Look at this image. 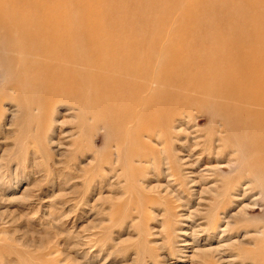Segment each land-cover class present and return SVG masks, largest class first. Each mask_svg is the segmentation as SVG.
I'll return each mask as SVG.
<instances>
[{
    "label": "rangeland",
    "instance_id": "1",
    "mask_svg": "<svg viewBox=\"0 0 264 264\" xmlns=\"http://www.w3.org/2000/svg\"><path fill=\"white\" fill-rule=\"evenodd\" d=\"M153 1L145 0V8ZM223 2L165 0L154 14L165 17L160 39L169 41L180 21L198 16L207 20L205 29L217 24L222 36L240 35L234 24L243 34L255 24L264 28V21L233 13L242 5L260 18L261 0ZM214 3L221 12L211 17L208 5ZM187 35L193 37L190 30ZM11 40L17 42V50L0 47V264H205L201 262L206 256L198 257L197 250L218 244L214 234L219 235L218 225L223 227L221 218L234 210L232 202L219 207L220 219L215 220L214 207L221 200L216 198L238 181L257 180L244 172L249 148L236 142L226 145L230 150L219 145L217 134L222 137L225 132L203 102H185L172 111L173 118H164L165 125L147 131L152 140L140 135L139 141L136 121H124L117 128L108 115L107 132L106 116L97 109L80 114L78 106L61 97L46 105L43 87L32 94L35 69L24 75L17 66L29 58L20 44L29 47L33 41ZM231 65V60L223 62ZM241 150L244 159L237 156ZM211 186L219 190V197ZM252 186L247 200L255 197L257 205L248 210L259 224L241 226L240 234L232 231L230 236L241 238L242 229L253 228L255 240L251 236V243L225 248L224 259H234L232 264H249L254 245L262 244L264 189L258 194ZM214 221L217 226L211 229Z\"/></svg>",
    "mask_w": 264,
    "mask_h": 264
},
{
    "label": "bare ground",
    "instance_id": "2",
    "mask_svg": "<svg viewBox=\"0 0 264 264\" xmlns=\"http://www.w3.org/2000/svg\"><path fill=\"white\" fill-rule=\"evenodd\" d=\"M128 1L118 0L115 4L110 0H0V47L7 52L17 50L18 44H13L12 37L33 41L29 47L20 44L21 52L29 58L17 65L24 75L35 69L33 95L38 87H43L46 95L42 103L46 105L61 97L78 106L80 114L97 109L106 116L103 121L107 132L110 121L117 128L125 125L124 121H136L137 141L140 135L152 140L147 131L165 125L164 118H173L172 111L185 102H203L225 132L222 137L217 134L219 145L225 148L236 142L249 148L244 172L256 177L254 187L259 189L258 194L263 193L264 28L254 23L250 32L243 34L234 24L233 29L241 34L222 36L217 24L205 29L207 20L198 16L191 22L180 21L168 41L160 39L165 17L154 15L165 0H154L150 9L145 8V0ZM261 2L264 5V0ZM215 5H208L211 17L221 12ZM233 13L257 23L264 21L263 15L259 18L258 13L251 14L242 5L235 6ZM108 17L116 21L111 22ZM188 30L192 38H188ZM260 30L261 33L256 32ZM225 60H231L232 65L223 66ZM239 112L245 116H238ZM240 133L246 138L239 139ZM237 156L244 159L243 150ZM245 180L231 188L226 186L221 198H216L221 200L214 207L215 220L220 219L219 207L232 202L234 210L221 218L223 227L218 225L219 235L214 234L218 244L197 250L198 257L206 256L201 263L232 264L234 259H224L225 248L252 241L249 237L253 238V228H245L259 224L248 210L257 205V198L247 200L253 184ZM211 188L218 196L219 190ZM216 226L212 222L211 229ZM241 226L245 227L242 237L232 239V231L238 232ZM260 229L262 244H253L248 255L251 264H264V226ZM247 237L249 240L245 241ZM254 240L255 237L253 243Z\"/></svg>",
    "mask_w": 264,
    "mask_h": 264
}]
</instances>
